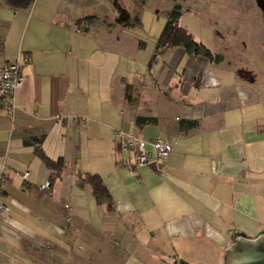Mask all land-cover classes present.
<instances>
[{"label":"crops","instance_id":"0c3cea01","mask_svg":"<svg viewBox=\"0 0 264 264\" xmlns=\"http://www.w3.org/2000/svg\"><path fill=\"white\" fill-rule=\"evenodd\" d=\"M110 1L115 16L107 0H34L25 9L0 0V65L29 59L13 118L0 108V202L8 207L0 264H164L163 248L222 264L264 213L259 86L216 71L220 62H208L196 82L198 57L181 47L151 60L155 43L148 49ZM84 16L97 19L75 23ZM138 115L157 122L136 126ZM193 119L195 128L179 127ZM115 128L163 138L172 149L160 168L135 167L113 142ZM29 137L63 161L43 190L50 171L23 144ZM24 171L26 181L17 174ZM86 173L101 178L113 211L81 181Z\"/></svg>","mask_w":264,"mask_h":264},{"label":"rangeland","instance_id":"374dc122","mask_svg":"<svg viewBox=\"0 0 264 264\" xmlns=\"http://www.w3.org/2000/svg\"><path fill=\"white\" fill-rule=\"evenodd\" d=\"M119 2L129 14L128 16L121 14V17H127L128 21L135 23L127 25V29L142 39L151 50L165 24L166 12L172 8L174 1L120 0ZM177 2L181 4L183 11L179 18V25L186 28L214 54L221 55L222 60L219 65L213 68L234 72L238 83L252 82L259 86L257 113L263 126L264 12L260 10L257 0H178ZM106 10L108 14L115 16L116 11L110 0H107ZM121 17L117 15V20ZM208 62L203 58H197L194 62L196 82L203 81L206 70L209 68ZM247 148L250 156H256L257 151L252 146ZM263 153L262 156H264ZM253 230L254 233L250 234L254 238L264 232V213H261L260 222L254 224ZM163 252L159 260L163 258L161 262L164 261L165 264L182 262L181 259L184 258L183 254L170 249L163 248ZM185 259L188 264H195L190 258L185 257Z\"/></svg>","mask_w":264,"mask_h":264},{"label":"trees","instance_id":"16d2710c","mask_svg":"<svg viewBox=\"0 0 264 264\" xmlns=\"http://www.w3.org/2000/svg\"><path fill=\"white\" fill-rule=\"evenodd\" d=\"M34 0H4V3L12 9H25L31 5ZM120 0H118L119 2ZM174 4L170 10L166 12L165 24L158 35L154 51L151 56V60L156 57L158 53L173 47H181L187 54L193 55L198 58H203L209 62H220L222 60L221 55L214 54L209 48H207L201 41H198L193 34H191L186 28L179 25V18L183 11L181 4L178 0H173ZM120 3V2H119ZM97 19L95 16H84L75 21L76 24H91ZM134 21H127L126 25H134ZM128 98V95H126ZM157 119L152 116H136V126H142L145 124H156ZM198 125V120H183L180 122L179 127L187 130L195 128ZM42 142L41 137H29L23 139L25 146H33L35 153L42 159L45 166L49 169V185L59 174L63 167V161L61 158L52 160L45 155L42 149L39 147ZM82 182L90 184L92 194L98 204H104L106 210L113 211L114 206L109 192L104 186L101 178L97 174L86 173L82 178Z\"/></svg>","mask_w":264,"mask_h":264},{"label":"built area","instance_id":"2783aa9c","mask_svg":"<svg viewBox=\"0 0 264 264\" xmlns=\"http://www.w3.org/2000/svg\"><path fill=\"white\" fill-rule=\"evenodd\" d=\"M29 59L22 56L21 59L6 62L0 65V108L8 118H12L16 109L15 92L23 85L22 69ZM57 121H64L63 116L56 115ZM112 140L122 151L129 153L135 167L153 166L160 168L163 160L172 149L171 142L157 137L145 139L133 132H127L120 128L113 129ZM23 181H26L29 172L17 173ZM47 181L41 185L40 190L48 188ZM68 208V205H64ZM8 211V207L0 202V216Z\"/></svg>","mask_w":264,"mask_h":264},{"label":"water","instance_id":"95a60500","mask_svg":"<svg viewBox=\"0 0 264 264\" xmlns=\"http://www.w3.org/2000/svg\"><path fill=\"white\" fill-rule=\"evenodd\" d=\"M114 4L124 14L117 0ZM223 264H264V233L255 238L238 237L226 249Z\"/></svg>","mask_w":264,"mask_h":264},{"label":"flooded vegetation","instance_id":"af4514ba","mask_svg":"<svg viewBox=\"0 0 264 264\" xmlns=\"http://www.w3.org/2000/svg\"><path fill=\"white\" fill-rule=\"evenodd\" d=\"M257 3H258V6L260 8V10H262L264 12V0H257ZM252 83V82H251ZM182 256H184L182 260V262H175L174 264H188L187 260L185 259L186 258H190L191 259V254H183ZM199 258V257H198ZM163 259V258H162ZM161 259V260H162ZM164 262V261H163ZM165 264V263H164ZM223 264V262H222Z\"/></svg>","mask_w":264,"mask_h":264}]
</instances>
